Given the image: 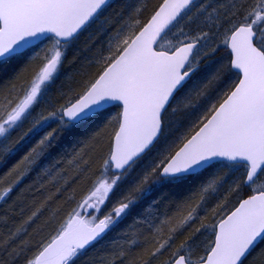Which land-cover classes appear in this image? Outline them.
Returning <instances> with one entry per match:
<instances>
[{"label": "snow or ice", "instance_id": "snow-or-ice-1", "mask_svg": "<svg viewBox=\"0 0 264 264\" xmlns=\"http://www.w3.org/2000/svg\"><path fill=\"white\" fill-rule=\"evenodd\" d=\"M0 264H264V0H0Z\"/></svg>", "mask_w": 264, "mask_h": 264}, {"label": "rangeland", "instance_id": "rangeland-1", "mask_svg": "<svg viewBox=\"0 0 264 264\" xmlns=\"http://www.w3.org/2000/svg\"><path fill=\"white\" fill-rule=\"evenodd\" d=\"M112 236L114 237L115 236V233H113Z\"/></svg>", "mask_w": 264, "mask_h": 264}]
</instances>
